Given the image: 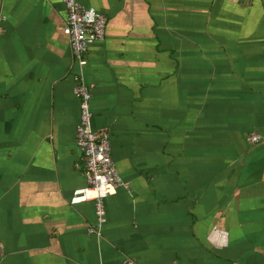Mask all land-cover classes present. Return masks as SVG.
<instances>
[{
  "label": "crops",
  "instance_id": "1",
  "mask_svg": "<svg viewBox=\"0 0 264 264\" xmlns=\"http://www.w3.org/2000/svg\"><path fill=\"white\" fill-rule=\"evenodd\" d=\"M76 1L107 20L82 69L60 0H0V264H264V0ZM74 76L129 187L99 235Z\"/></svg>",
  "mask_w": 264,
  "mask_h": 264
},
{
  "label": "built area",
  "instance_id": "2",
  "mask_svg": "<svg viewBox=\"0 0 264 264\" xmlns=\"http://www.w3.org/2000/svg\"><path fill=\"white\" fill-rule=\"evenodd\" d=\"M66 10L64 33L68 38L73 66L82 69L87 65L89 45L102 42L105 36L106 18L92 8H84L76 0H60ZM92 86L74 76V95L79 102V120L75 129V145L80 158L75 168L82 172L86 187L74 190L69 199L71 206L81 202H93L94 224L87 228L88 234H100L106 222L104 199L116 194L119 189L128 190L115 167L110 154V135L106 130H93L90 109ZM249 143L259 141L249 136ZM122 264H137L126 259Z\"/></svg>",
  "mask_w": 264,
  "mask_h": 264
}]
</instances>
